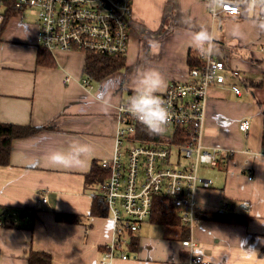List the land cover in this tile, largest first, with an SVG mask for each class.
Masks as SVG:
<instances>
[{
  "label": "crops",
  "instance_id": "0c3cea01",
  "mask_svg": "<svg viewBox=\"0 0 264 264\" xmlns=\"http://www.w3.org/2000/svg\"><path fill=\"white\" fill-rule=\"evenodd\" d=\"M133 13L125 66L101 80L83 73L85 54L80 52H56L50 54L53 67L36 65L35 25L19 16L1 28L0 123L41 129L14 139L8 165L0 166V264H26L29 250L48 253L51 264H185L191 255L210 264H264V68L256 73L242 62L238 71L228 68L220 39L215 42L226 67L236 73L208 90L201 145L218 155L214 165L198 168L209 187L195 192L196 215L243 214L246 224L195 219L186 227L147 220L135 233L136 253L126 247V259L116 255L102 263L113 224L108 214L89 216L92 191L86 175L113 153L117 105L134 94L140 70L158 71L163 92L187 80L189 51H196L189 46L192 32L203 26L213 35L216 25L203 0H133ZM153 43L158 50L150 49ZM260 53L252 61L263 64ZM84 77L90 86L83 84ZM232 85L240 87V96ZM242 121L250 124L247 132L238 129ZM73 139L93 147L91 158L79 168L50 167L47 154ZM56 212L79 222L58 221ZM184 240L194 245L185 248Z\"/></svg>",
  "mask_w": 264,
  "mask_h": 264
},
{
  "label": "built area",
  "instance_id": "2783aa9c",
  "mask_svg": "<svg viewBox=\"0 0 264 264\" xmlns=\"http://www.w3.org/2000/svg\"><path fill=\"white\" fill-rule=\"evenodd\" d=\"M203 1L206 5V0ZM206 9L218 30H222L223 19H247L228 6L215 12ZM23 14L35 15L37 48L49 54L80 52L105 57L126 55L134 17L133 0H0V28L9 18H23ZM196 57L200 65L189 69L188 79L171 83L159 95L171 114L164 134L171 136L176 129L191 133L186 144L172 145L178 151L177 162H170L171 145L149 144L135 138L140 124L124 111L128 98L117 105L114 150L110 158L99 163L107 178L98 186L97 193L107 208L114 233L102 263L116 255L127 258L122 251L127 247V233L137 232L149 219L156 197L170 202L180 224L195 223L198 212L195 192L209 187L208 181L198 177V168L202 164L214 165L218 155L216 149L205 150L201 145L208 90L212 85H222L236 73L214 55L205 57L197 52ZM82 82L90 86L89 78L84 77ZM231 91L241 95L236 85L231 86ZM238 129L247 132L249 122H240ZM183 158L189 160L188 164L181 163ZM193 245L190 240L182 242L185 248ZM185 264L210 263L201 256L191 255Z\"/></svg>",
  "mask_w": 264,
  "mask_h": 264
},
{
  "label": "trees",
  "instance_id": "16d2710c",
  "mask_svg": "<svg viewBox=\"0 0 264 264\" xmlns=\"http://www.w3.org/2000/svg\"><path fill=\"white\" fill-rule=\"evenodd\" d=\"M12 13H10L11 15ZM3 25L1 26V28ZM0 28V30H1ZM196 51L190 50L187 58V65L190 68L200 65L196 57ZM36 65L44 67H53L55 62L52 56L46 50L37 48ZM125 66V56L105 57L95 54H85L83 73L93 79L101 80L109 75L120 71ZM263 114H264V104ZM41 128L32 126H20L14 124L0 123V166H7L9 163V153L11 143L14 139L29 137L39 132ZM191 137V133L185 129L173 130L171 136L149 135L142 125L138 126L135 138L141 142L149 144H169V145H184ZM107 178V173L100 168L98 164H94L91 171L86 175V187L91 188L92 201L90 206V217H106L108 212L104 201L98 195L97 187ZM93 187H96L94 189ZM56 219L63 222L77 224L78 218L72 215L55 213ZM196 220L203 219L213 222H224L234 224H246L248 217L243 214L230 212L216 211L208 212L204 215H196ZM148 222L152 224L164 226H177L180 224L177 211L173 208L170 202L162 197L153 199L152 208ZM5 224V223H4ZM185 227V226H184ZM187 227V225H186ZM136 233V232H135ZM133 232L127 233V249L129 252L136 253L138 249L139 238ZM106 250V248H105ZM26 264H51V256L46 252L29 250L25 256Z\"/></svg>",
  "mask_w": 264,
  "mask_h": 264
},
{
  "label": "clouds",
  "instance_id": "9594fccd",
  "mask_svg": "<svg viewBox=\"0 0 264 264\" xmlns=\"http://www.w3.org/2000/svg\"><path fill=\"white\" fill-rule=\"evenodd\" d=\"M226 6L245 16L258 35L264 34V0H206V7L213 12ZM229 35L234 39L245 37L240 24H234ZM215 41L216 38L208 29L201 26L198 31L192 32L189 46L201 56L211 57L221 54ZM158 47L156 43L150 45V49L158 50ZM164 88L165 81L158 71L140 70L134 78V94L124 107V111L142 125L149 135H164L171 119L169 110L158 95ZM93 151L90 144L73 139L68 141L64 149L51 150L46 159L50 167L79 168L91 158Z\"/></svg>",
  "mask_w": 264,
  "mask_h": 264
},
{
  "label": "rangeland",
  "instance_id": "374dc122",
  "mask_svg": "<svg viewBox=\"0 0 264 264\" xmlns=\"http://www.w3.org/2000/svg\"><path fill=\"white\" fill-rule=\"evenodd\" d=\"M20 18H22L20 16ZM22 21L24 23L34 25L35 24V15L33 14H23ZM234 24H240L242 31L245 33V37L243 39H234L232 38L229 33ZM221 31V30H220ZM217 31L216 25L213 28V36L216 40L220 39V44L224 46L223 52L224 54H228L227 59V67H235L238 71L237 67H241L238 63L242 62L244 65H249V67L255 71L256 73H260L261 69L264 68V61L263 64L256 63L252 61L254 56H258L257 54L260 53V47L263 46L264 48V38L259 39L260 34L258 35L256 30L251 26V23L248 19H240L238 21L228 22L225 19L222 21V31ZM259 39V40H258ZM262 43V44H261ZM232 53V54H230ZM264 55L263 53H260ZM219 59H224V57L220 54L214 55ZM170 133V131H168ZM172 153L170 162H177V155L178 151L171 145ZM189 160L181 159V163L186 165L188 164ZM201 167V166H200Z\"/></svg>",
  "mask_w": 264,
  "mask_h": 264
}]
</instances>
